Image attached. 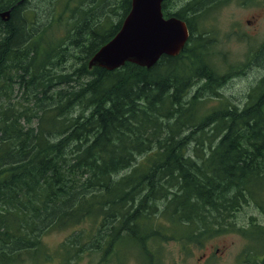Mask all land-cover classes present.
<instances>
[{"label": "trees", "instance_id": "1", "mask_svg": "<svg viewBox=\"0 0 264 264\" xmlns=\"http://www.w3.org/2000/svg\"><path fill=\"white\" fill-rule=\"evenodd\" d=\"M99 1L109 5L103 15L52 0L39 32L24 0H0V11L12 8L0 20V264H78L87 255L111 264L130 246L138 264H158L161 241L200 246L233 232L260 248L247 263L264 264V73L241 107L213 105L256 53L220 73L204 9L219 0H163L164 17L188 28L178 55L150 68L88 69L131 4ZM68 12L78 20L59 37L54 25ZM51 230H70L54 251L43 242Z\"/></svg>", "mask_w": 264, "mask_h": 264}, {"label": "rangeland", "instance_id": "2", "mask_svg": "<svg viewBox=\"0 0 264 264\" xmlns=\"http://www.w3.org/2000/svg\"><path fill=\"white\" fill-rule=\"evenodd\" d=\"M51 1L24 0V14L29 15L33 19L35 24L32 28L34 30L41 32L51 23L54 13ZM80 1L82 8L90 5L95 11L98 10L97 12L100 15L106 13V8L109 6L107 5L104 8V4L99 0ZM111 1L109 0V3ZM204 9L207 12L210 11L206 17L205 28L211 29H208L207 32H209L214 42L212 60L217 65L220 73H225L230 67L238 66L242 68L248 60H252L251 56L256 53L254 61L244 68L243 73L228 78L219 88V95L214 97L213 105H218L221 100L225 99L229 103L241 107L247 100V97L245 99L246 92L252 85L257 83L264 73V47L258 51L264 42V0H229L221 5L219 0ZM60 17L53 30L57 36L63 37L65 29L78 20L79 16L68 12ZM58 22L59 24L57 25ZM48 32H51V30ZM69 65L71 64L69 63L64 67ZM14 88L13 95H16L20 102L25 103L21 90L18 89L17 91L18 87L16 86ZM248 213L249 210L247 208L237 213L236 218L240 224L246 223ZM257 219L261 220L263 216L257 215ZM69 231H49L43 237L45 246L51 251L56 250ZM254 251H260L258 245L250 242V240L237 232L213 237L200 246L185 244L178 240L161 241L155 246L158 264H248L250 253ZM113 257L111 264H138L142 262V256L139 251L131 246L130 250ZM96 259L93 255H87L78 264H95Z\"/></svg>", "mask_w": 264, "mask_h": 264}, {"label": "water", "instance_id": "3", "mask_svg": "<svg viewBox=\"0 0 264 264\" xmlns=\"http://www.w3.org/2000/svg\"><path fill=\"white\" fill-rule=\"evenodd\" d=\"M163 0H131L118 32L93 55L89 68L112 70L126 62L150 68L163 55L179 53L187 39L183 21L164 18Z\"/></svg>", "mask_w": 264, "mask_h": 264}, {"label": "bare ground", "instance_id": "4", "mask_svg": "<svg viewBox=\"0 0 264 264\" xmlns=\"http://www.w3.org/2000/svg\"><path fill=\"white\" fill-rule=\"evenodd\" d=\"M10 10H11V8L8 9V10H6V11H3V12L0 13V17H1V19H2L3 21H6V20L9 18V16H10ZM103 45H104V44H103ZM95 53H96V52H95ZM95 53H94V54H95ZM94 54H93V55H94ZM93 55L90 57V59H89L88 62H87V67H88V69L93 68V67L89 68V62H90V60L92 59ZM118 68H120V67L114 68V69H112V70H115V69H118ZM106 70H107V69H106ZM112 70H109V71H112Z\"/></svg>", "mask_w": 264, "mask_h": 264}, {"label": "flooded vegetation", "instance_id": "5", "mask_svg": "<svg viewBox=\"0 0 264 264\" xmlns=\"http://www.w3.org/2000/svg\"><path fill=\"white\" fill-rule=\"evenodd\" d=\"M21 1H22V0H21ZM21 1L19 0L18 3H21ZM8 9H10V8H8ZM11 9H12V8H11ZM3 11H6V10H2V11H0V13L3 12ZM0 20H1V17H0Z\"/></svg>", "mask_w": 264, "mask_h": 264}]
</instances>
